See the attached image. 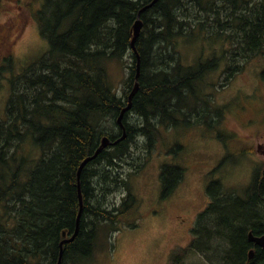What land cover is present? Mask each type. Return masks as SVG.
<instances>
[{
	"label": "trees",
	"instance_id": "16d2710c",
	"mask_svg": "<svg viewBox=\"0 0 264 264\" xmlns=\"http://www.w3.org/2000/svg\"><path fill=\"white\" fill-rule=\"evenodd\" d=\"M153 1L43 0L35 15L49 50L9 79L12 93L0 120V264H57L63 231L72 237L77 229L80 192L79 233L64 246L61 264L93 256L104 224L112 232L137 229L142 200L130 181L148 163L134 158L137 151L149 155L162 128H218L223 111L213 107L212 94L205 95V88H214L212 82L203 86L207 74L226 63V87L240 73L238 63L264 53V0H158L141 13L135 54L133 26ZM190 38L226 42V60L183 64L180 41ZM116 61L128 69L122 95L107 69ZM4 62L11 67L13 59ZM139 64V89L119 126ZM6 69L0 66V85ZM123 130L126 139L102 150L79 177L101 139L117 142ZM28 144L31 154L24 153ZM184 177L181 165H165L162 197L171 196ZM122 191L120 203L115 197ZM247 193L240 198L212 182V203L200 215L189 248L173 260L202 252L210 264H264V248L249 239L264 227V183L256 179Z\"/></svg>",
	"mask_w": 264,
	"mask_h": 264
},
{
	"label": "rangeland",
	"instance_id": "374dc122",
	"mask_svg": "<svg viewBox=\"0 0 264 264\" xmlns=\"http://www.w3.org/2000/svg\"><path fill=\"white\" fill-rule=\"evenodd\" d=\"M42 7L43 0L0 2V29L10 31L4 38L5 46L0 36V66L7 67L0 85V120L6 118L12 93L9 79L49 50V42L41 36L35 15ZM225 47L222 40L190 38L182 39L179 49L183 64L190 66L217 57L226 60ZM10 57L11 67L4 62ZM238 64L243 66L241 73L232 77L226 87L221 86L227 82L225 63L207 74L203 82V86L212 82L214 88H205V95L212 94L213 107L223 111L218 128L185 125L162 128L152 154L142 148L141 153L137 151L136 160L139 157L143 163L148 160L130 181L133 194L142 200L140 226L112 232L104 224L98 231L93 256L80 259L79 264H210L202 252H189L187 257L173 260L175 253L190 246L193 233L188 222L208 207L210 183L220 181L227 190L246 198L256 176L260 173L264 176V149L258 152L259 145L264 147V53ZM125 65V61L107 65L110 81L119 95L128 75ZM249 95L252 108L245 110ZM235 98L240 99L235 102ZM144 141L139 140L142 145ZM33 151L32 145H25L24 153ZM165 165H181L185 177L176 191L164 199L161 172ZM123 192L115 197L120 203ZM223 249L219 248V252Z\"/></svg>",
	"mask_w": 264,
	"mask_h": 264
},
{
	"label": "water",
	"instance_id": "95a60500",
	"mask_svg": "<svg viewBox=\"0 0 264 264\" xmlns=\"http://www.w3.org/2000/svg\"><path fill=\"white\" fill-rule=\"evenodd\" d=\"M158 0H154L151 4H149L148 6L144 7L142 9V11L138 14V20L135 23V25L133 26V40H132V50L135 52V54H137V48H136V41L140 36L141 30H142V21L140 20V15L143 11H145L146 9H149L150 7H152ZM138 74L136 76V82L133 88V91L131 92V94L129 95V105L124 108L121 112L120 117L118 118L117 122L120 123V126H123L121 120L122 117L124 115V112L128 111V109L132 108V99L134 97V95L136 94V92L139 89V76H140V64L138 66ZM127 134L126 132H124L123 136L117 141V142H112V140L108 137L105 136L101 139L99 148L97 149V151L95 152L94 156L88 157L81 165L80 169H79V173L78 176L80 177V174L82 172V169L91 161H93L94 159H96L99 154L101 153L102 150L107 149L109 146H112L115 143H118L120 141H123L124 139H126ZM80 201H81V210H80V214L78 216V221H77V229L76 232L74 233V235L72 237H68V231L64 230L62 233L63 236V240L60 244V254H59V259H58V263L57 264H61L62 263V259H63V254H64V246L67 243H70L72 241H74L79 233V222H80V218H81V214H82V208H83V198H82V194L80 192ZM249 239L251 242H253L255 245L260 246L262 248H264V233L261 236H255L252 232L249 233ZM254 250H251L249 253V259H253L254 258Z\"/></svg>",
	"mask_w": 264,
	"mask_h": 264
},
{
	"label": "flooded vegetation",
	"instance_id": "af4514ba",
	"mask_svg": "<svg viewBox=\"0 0 264 264\" xmlns=\"http://www.w3.org/2000/svg\"><path fill=\"white\" fill-rule=\"evenodd\" d=\"M9 29H11V27H9ZM6 30V29H5ZM5 30H2L1 31V33H0V36H1V38H2V40H4V38L10 33V31H8V32H5ZM9 50V49H8ZM239 66H240V68L242 67L243 68V66L242 65H240L239 64ZM226 67H227V65H226V63H225V65L223 66V69L225 70L226 69ZM242 68H241V70H240V73H241V71H242ZM239 74V73H238ZM237 75V74H236ZM250 97H251V95H249L248 97H247V99H246V104L244 105V107H243V109H245V110H247V109H249V110H251V108H252V104H251V100H250ZM240 98H235V102H237L238 100H239ZM250 125V123L247 125V126H249ZM247 126H241V127H247ZM261 149H264V147L263 146H261V145H259L258 146V152H260L261 151ZM256 179H257V181L259 182V183H264V176L260 173L259 175H257L256 176ZM255 179V180H256ZM211 184V183H210ZM209 187H210V185H209ZM209 187L207 188V195H208V189H209ZM208 197V207L210 206V204L212 203V199H210V196L208 195L207 196ZM208 207L204 210V211H202V212H200V213H197L194 217H193V219H192V221L191 222H188V226H190V228H191V232L193 233L194 232V230L196 229V227L198 226V224H199V217H200V215H202L203 213H205L206 212V210L208 209ZM188 221V220H187ZM264 233V227H263V229H262V232H261V235ZM260 235V236H261ZM193 239V234H191V240Z\"/></svg>",
	"mask_w": 264,
	"mask_h": 264
},
{
	"label": "bare ground",
	"instance_id": "6f19581e",
	"mask_svg": "<svg viewBox=\"0 0 264 264\" xmlns=\"http://www.w3.org/2000/svg\"><path fill=\"white\" fill-rule=\"evenodd\" d=\"M141 16V15H140ZM168 56V55H167ZM161 57V56H160ZM126 108V107H125ZM127 112H124V116H125V114H126ZM124 116L122 117V120H121V122H123V118H124ZM118 124H119V126H120V123L118 122ZM123 132H126L125 130H123ZM116 144V143H115ZM115 144H113V145H115ZM112 145V146H113ZM251 242V241H250ZM253 243V242H252Z\"/></svg>",
	"mask_w": 264,
	"mask_h": 264
}]
</instances>
